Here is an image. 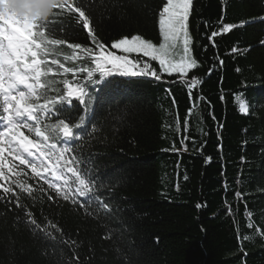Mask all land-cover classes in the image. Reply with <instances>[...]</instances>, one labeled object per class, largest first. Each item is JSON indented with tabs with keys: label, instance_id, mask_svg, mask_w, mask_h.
<instances>
[{
	"label": "trees",
	"instance_id": "16d2710c",
	"mask_svg": "<svg viewBox=\"0 0 264 264\" xmlns=\"http://www.w3.org/2000/svg\"><path fill=\"white\" fill-rule=\"evenodd\" d=\"M162 2L90 0L87 11L110 49L133 34L159 42ZM193 3L189 55L197 68L186 77L162 73L159 81L116 78L94 100L91 118L73 124L81 134L77 156L94 170V195L111 211L95 204L85 211L87 197L74 204L51 190L48 200L26 169L37 199L33 205L22 194L21 202L38 222L57 227L51 236L35 235L21 209L0 202V264H264V0ZM224 25L236 27L224 33ZM72 27L57 37L91 47L75 21ZM213 31L218 35L209 39ZM49 53L66 66H92L65 61L72 53L66 45ZM193 77L199 83L190 94ZM72 110L79 111L75 102ZM48 179L76 187L66 169L60 180Z\"/></svg>",
	"mask_w": 264,
	"mask_h": 264
},
{
	"label": "snow or ice",
	"instance_id": "6c2138e0",
	"mask_svg": "<svg viewBox=\"0 0 264 264\" xmlns=\"http://www.w3.org/2000/svg\"><path fill=\"white\" fill-rule=\"evenodd\" d=\"M90 6V0H6L0 13V202L21 209L35 235L51 236L49 228L57 226L38 222L30 207L21 202L22 194L33 205L37 199L33 185L24 179L26 169L32 173L30 179L39 184L36 191L48 200L54 199L48 194L51 190L56 198L74 204L78 203L77 196L87 197L81 204L85 211L95 204L110 212V206L101 205L94 195L97 187L94 170L88 166L90 161L77 156L76 141L81 134L73 124L78 119L76 128H80L86 115L91 118L94 100L100 101L116 78L153 77L159 81L162 73L186 77L190 69L198 66L197 59L189 55L193 0H163L157 19L159 43L133 34L112 41L110 49L98 38L87 11ZM73 21L76 30L86 32L91 47L57 37V33L73 31ZM234 27L224 25L222 32ZM217 35L213 31L209 39ZM181 44L182 55L177 61L176 49ZM64 45L72 50L65 61L87 60L92 66L70 67L59 59H47L51 47ZM133 53L149 60L131 59ZM151 62L158 64L159 71ZM198 83L197 78L191 79L190 94ZM73 102L78 112H73ZM240 111L247 109L241 106ZM65 169L75 177L74 189L64 186L67 180L61 185L48 179L51 176L60 180ZM40 181L47 184V189ZM235 195L239 197L241 193ZM247 227L252 229L254 225L248 223ZM260 232L264 233V228Z\"/></svg>",
	"mask_w": 264,
	"mask_h": 264
},
{
	"label": "rangeland",
	"instance_id": "374dc122",
	"mask_svg": "<svg viewBox=\"0 0 264 264\" xmlns=\"http://www.w3.org/2000/svg\"><path fill=\"white\" fill-rule=\"evenodd\" d=\"M6 0H0V13L3 12V6L5 4ZM143 37V36H142ZM146 39V38H145ZM154 42V41H153ZM154 43H159V42H154ZM180 55H182V44L181 45H178L177 49H176V55H175V58L177 61H179V58H180ZM238 103H239V106L241 108V106H243L245 109L248 110V104L247 102L242 99V98H239L238 99ZM247 112V111H246Z\"/></svg>",
	"mask_w": 264,
	"mask_h": 264
}]
</instances>
